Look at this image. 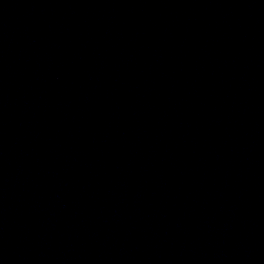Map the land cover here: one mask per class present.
<instances>
[{
  "label": "water",
  "instance_id": "1",
  "mask_svg": "<svg viewBox=\"0 0 264 264\" xmlns=\"http://www.w3.org/2000/svg\"><path fill=\"white\" fill-rule=\"evenodd\" d=\"M0 264H264V0H0Z\"/></svg>",
  "mask_w": 264,
  "mask_h": 264
}]
</instances>
